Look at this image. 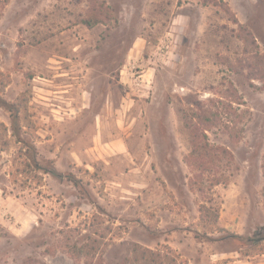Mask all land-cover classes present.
<instances>
[{
	"label": "rangeland",
	"instance_id": "1",
	"mask_svg": "<svg viewBox=\"0 0 264 264\" xmlns=\"http://www.w3.org/2000/svg\"><path fill=\"white\" fill-rule=\"evenodd\" d=\"M210 1L0 0V264H264V0Z\"/></svg>",
	"mask_w": 264,
	"mask_h": 264
},
{
	"label": "trees",
	"instance_id": "2",
	"mask_svg": "<svg viewBox=\"0 0 264 264\" xmlns=\"http://www.w3.org/2000/svg\"><path fill=\"white\" fill-rule=\"evenodd\" d=\"M220 0H211L210 2L217 4L219 3ZM234 22H237V20L235 19ZM241 27V33H238L239 38H242L243 40H245L246 42H249L253 45H255V39L252 36V34L245 28V27ZM0 107H2L3 109L7 110L9 112L10 115V124H11V135H13L17 141L21 142V137H20V129H21V125H20V116L18 113V106L14 103V102H9L7 100H5L1 95H0ZM190 126V124H188ZM3 128L5 131L7 130L6 126L2 123H0V128ZM194 138V136H193ZM193 143H196L193 139ZM31 149L35 151V147L31 146ZM194 152V149L190 152V155L192 156ZM33 158V163L35 164V166H37L38 168H41L44 172H49L55 176H60V172H58L55 168L53 167H42L39 162L36 160V157H34L33 155H31ZM263 173H264V161H263ZM216 183V182H215ZM205 208V206H204ZM234 236L237 239H240L241 236L237 235V234H229ZM252 241L256 242L258 241L256 238H252Z\"/></svg>",
	"mask_w": 264,
	"mask_h": 264
}]
</instances>
